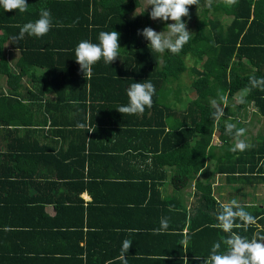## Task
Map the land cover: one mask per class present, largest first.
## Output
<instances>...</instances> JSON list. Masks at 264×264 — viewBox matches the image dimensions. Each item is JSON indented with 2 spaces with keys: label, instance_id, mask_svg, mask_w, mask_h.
Returning a JSON list of instances; mask_svg holds the SVG:
<instances>
[{
  "label": "trees",
  "instance_id": "1",
  "mask_svg": "<svg viewBox=\"0 0 264 264\" xmlns=\"http://www.w3.org/2000/svg\"><path fill=\"white\" fill-rule=\"evenodd\" d=\"M26 2V12H5L0 8V31L4 32L0 36V44L10 40L13 33H19L18 25L22 27L27 21L24 13L30 15L33 10L29 8L31 0ZM137 7H140L139 0H43L38 9L49 10L53 20V27L43 37L52 43L42 50L30 44H20V57L14 67L5 54L0 53V76L7 79L6 92L0 91L7 109L6 113H0V126L10 128L8 139L14 140L20 128H28L30 125V122L22 121L17 115L32 107L21 98L19 89L21 79L32 74L33 68L43 69L46 72L44 76L47 75L48 78L54 70H59L55 67L56 64L66 62L68 67L64 69V73H75L74 79L78 82L79 89L82 85L89 98L100 89L99 92L102 91L104 95L98 100H87L84 95L74 99L64 95L70 89L68 85H63L60 91L57 86L50 85L57 95L63 94V97H57L54 101L81 109L82 117L88 108H101L98 115L105 127L108 125L107 120L117 119L118 113L114 111L113 104H121L123 101L127 104L126 89L134 82L148 80L156 91L152 107L145 109L154 114V118L144 115L145 126H148L146 121L151 119L152 124L148 123L156 128L154 133L159 139L167 121L176 123L175 127L164 134V138L172 146H176L172 149L173 154L159 148L152 151L153 170L172 167L177 171L178 183L182 187L190 186L207 166V162L212 160L216 163L214 174L224 176L228 183L235 185L237 192L240 191V196L246 198L242 187L251 185L255 189L258 184L264 186V139H259V133L256 132L254 141L251 138L253 134L250 133L248 148L243 152L233 153L229 149L234 144V138L226 134L225 125L226 122H231L237 128H244L237 117L238 111H244L245 115L251 111L253 115L257 114L262 118L261 127L264 126V90L250 85L251 77L264 78V0H237L231 6H226L219 0H211V3L209 0H199L198 5L189 8L188 17L201 8L199 15L194 16L192 29L189 30L193 33L192 38L178 55L167 51L162 55L151 52L148 41L137 33L158 20L150 19L151 8L142 10L133 17ZM188 17L182 18L186 24ZM58 23L63 26H57ZM163 26L165 27L164 23ZM112 30L120 33L119 57L111 65H106L103 60L99 61L93 66L92 76L85 77L75 62V47L83 40L98 43L101 31ZM24 37L27 40V35ZM187 57L192 58L195 63L186 66ZM185 72L190 74V88L194 97L180 107L183 97L179 94V79ZM60 73L63 75V71ZM245 88L249 89L244 94L245 102L239 103V94ZM113 91L117 93L112 94ZM106 93L109 95L107 98ZM218 94L227 95V104H221L224 116L217 122L211 118V101L218 100ZM29 102L32 104L40 101ZM52 105L50 101L41 104L45 111L43 124L51 119L49 109ZM50 124L54 122L51 120ZM97 124L99 125V121ZM138 125L143 124L137 122L136 126ZM98 127L103 128L101 125ZM215 131H219L220 145L213 154L210 153V148ZM87 134L88 131H85L82 151ZM84 158L86 160L88 157ZM140 171L139 187L143 186V191L148 194L152 192L147 205L159 202L157 195L160 192L157 189L165 185V177L164 180L161 178L166 173L160 172V176L156 177L151 175L155 171ZM195 185L200 193H195V202L189 210L182 203L173 207L179 210H170L164 206L165 202L160 203L162 211L159 216L168 219L169 227L167 231L153 234L164 244L172 246L165 250V245L163 246L161 253L166 255L155 257V264H184L185 260L188 264H204L213 244L222 242L228 235L213 227L223 203L213 197L211 184L197 181ZM142 202L144 199L138 204L146 205ZM239 205L256 217L257 222L247 230L234 231L249 240L257 235L264 236V197L256 202H242ZM167 238L171 239L170 242L166 241ZM225 249L226 246L221 243L220 251L224 252ZM137 257H140L139 260L153 258L142 255Z\"/></svg>",
  "mask_w": 264,
  "mask_h": 264
},
{
  "label": "crops",
  "instance_id": "2",
  "mask_svg": "<svg viewBox=\"0 0 264 264\" xmlns=\"http://www.w3.org/2000/svg\"><path fill=\"white\" fill-rule=\"evenodd\" d=\"M42 1L31 0L29 8L33 11L30 15L24 13L25 23L39 18ZM139 9L134 10L133 17ZM3 34L0 31V36ZM18 35L13 33L10 40L0 44V53L5 54L12 67L20 57V44L42 50L52 43L46 37L27 35V40L16 39ZM55 67L59 70L48 78L43 69L33 68L32 74L20 81L19 94L32 107L17 116L30 122L28 128H20L16 139L11 140L10 128L0 126V264H155L153 259L166 255L161 252L172 246L153 234L163 218L159 216L160 203L165 202L170 210H179L173 207L182 203L189 210L195 193H200L196 190L197 181L210 183L213 197L223 204L233 199L226 197L236 187L224 176L214 174L215 161L209 160L192 184L184 187L178 183L174 168L153 170L152 151L159 148L172 153L176 147L164 138L176 123L167 121L164 133L157 139L156 128L150 125L152 120L146 121L148 126L144 123V115L154 118V114L144 111L135 116L121 115L116 109L125 101L113 104L118 116L107 120V127L101 122V108L97 106L88 108L82 117L81 109L55 102L63 94L57 95L52 84L59 91L68 85L70 89L64 95L74 99L84 95L87 100H98L104 95L98 89L89 98L82 85L79 89L75 73H64L66 62ZM6 90L7 79L0 76V91ZM3 99L0 95L2 114L7 111ZM29 100L40 102L31 104ZM45 101L53 105L49 109L51 119L43 124L45 111L41 104ZM51 120L54 124H50ZM97 121L103 128L98 127ZM137 122L143 125L136 126ZM85 131L88 134L82 151ZM213 146L210 153L214 154L219 145ZM84 156L88 158L85 160ZM145 169L155 171L151 175L156 177L160 172L166 173L161 178L165 177V185L157 189L160 201L154 199L149 206L152 192L143 191L138 180L140 170ZM143 199L146 205L138 204ZM125 240L132 243L129 250L123 249ZM139 255L153 258L139 260Z\"/></svg>",
  "mask_w": 264,
  "mask_h": 264
},
{
  "label": "clouds",
  "instance_id": "3",
  "mask_svg": "<svg viewBox=\"0 0 264 264\" xmlns=\"http://www.w3.org/2000/svg\"><path fill=\"white\" fill-rule=\"evenodd\" d=\"M226 6L235 5L237 0H219ZM211 3V0H209ZM147 8H151L150 19L153 21H163L172 23L167 24L162 32H156L151 27H145L138 31V35L148 41V48L151 52L164 54L166 51L178 55L183 47L190 41L191 33L187 24L182 20L189 16V8L198 5L199 0H146ZM0 8L5 12L16 11L26 12L28 4L26 0H0ZM57 26L62 27V24ZM20 27V32L16 39H23L25 35L42 38L47 35L53 27V20L49 10L42 8L39 18L35 21H29ZM119 38L117 31H101L98 35V43L89 40H83L75 47V62L79 65L80 71L85 77L90 78L93 72V66L103 60L106 65H111L119 57ZM250 85L253 88L259 87L264 90V78H250ZM155 86L148 80L143 82H134L126 89L128 102L126 105L119 106L116 111L127 115L143 114L146 108H151ZM249 91L248 88L241 90L238 97L239 103H244V94ZM218 100L213 99L211 106V118L213 121H219L224 116V110L221 104H227V95L218 94ZM84 127V125H78ZM226 134L234 138V144L229 149L233 153L243 152L248 148V144L241 139L246 133L245 128H237L235 123L226 122ZM217 223L214 228L228 234L222 242L213 244L204 264H264V236H254L252 239L241 236L234 229L247 230L249 226L255 225L257 220L251 213L239 205L236 199L222 204L216 217ZM169 227L168 219L162 218L160 228L154 229L155 234L167 231ZM221 243L226 246L224 252L220 251ZM132 243L130 240L123 242V249L129 250ZM200 257H197L199 259ZM184 264H188L187 260Z\"/></svg>",
  "mask_w": 264,
  "mask_h": 264
},
{
  "label": "rangeland",
  "instance_id": "4",
  "mask_svg": "<svg viewBox=\"0 0 264 264\" xmlns=\"http://www.w3.org/2000/svg\"><path fill=\"white\" fill-rule=\"evenodd\" d=\"M139 1H140V9L136 11L137 12L136 15L139 14L141 9L145 10L148 7L146 4V0H139ZM200 10H201V8L196 9L194 11L193 15L188 17V24H187L188 30L192 29V25L194 22V16L195 15L198 16ZM163 23L165 24V27L163 26ZM170 23H172V22L168 21V24H170ZM153 25H151L150 27L153 28L156 32L164 31L166 26H167L165 22L159 21V20H158V22H156V24L154 23ZM193 63H195V61H193L192 58L187 57L185 59L186 66H191V65H193ZM190 83H191L190 74H188V72L183 73L181 78L179 79V89H180L179 94H180V96L183 97V98H181L182 101L179 105L180 107H183V105L186 104L190 98L194 97V95L191 91V88H190ZM247 108L250 110L252 109L251 107H247ZM243 112L244 111H242V112L238 111L239 114L237 115L238 119L242 121V124L244 125V128L246 129V133H245L244 137H242L241 139H243L246 143L250 142V141H248V138H249L250 133H251V134H253L252 135L253 137H251V138H252V140L255 141L256 140L255 139L256 132L259 133L258 134L259 139H264V126L261 127L262 118L260 116H258L257 114L253 115V113L251 111H249L248 114H246V115ZM263 121H264V119H263ZM214 134H215V136L214 137L212 136V138H213L212 144L215 145L213 147L216 148L218 145H220V141L218 140V136H216V135H219V131L213 132V135ZM230 143H231V140H230ZM250 186L251 185H245L244 187H242V189H244V192L246 194L245 195L246 198L241 197L242 195L240 194V191L237 192V190H235V192L234 191H228V192H230V194L226 197V200H230L229 198L231 196L233 199L237 198L236 200H240V201H237L240 204L242 202H245V201L246 202H252V201L256 202V200H259V199L261 200L264 197V186L261 184H258V186H256L255 189L251 188ZM254 194H255V196H254ZM228 202H230V201H228ZM193 204H194V199H193L192 205Z\"/></svg>",
  "mask_w": 264,
  "mask_h": 264
}]
</instances>
